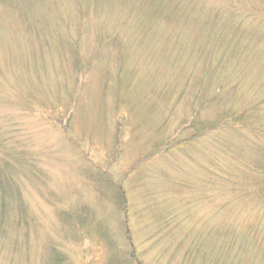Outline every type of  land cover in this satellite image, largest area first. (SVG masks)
Here are the masks:
<instances>
[{"label": "rangeland", "instance_id": "rangeland-1", "mask_svg": "<svg viewBox=\"0 0 264 264\" xmlns=\"http://www.w3.org/2000/svg\"><path fill=\"white\" fill-rule=\"evenodd\" d=\"M0 264H264V0H0Z\"/></svg>", "mask_w": 264, "mask_h": 264}]
</instances>
